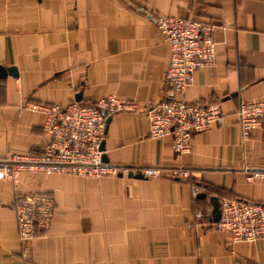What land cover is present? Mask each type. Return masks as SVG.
Listing matches in <instances>:
<instances>
[{"label": "crops", "instance_id": "0c3cea01", "mask_svg": "<svg viewBox=\"0 0 264 264\" xmlns=\"http://www.w3.org/2000/svg\"><path fill=\"white\" fill-rule=\"evenodd\" d=\"M201 17L214 24L216 61L193 73L184 98L220 103L221 119L192 135L176 159L170 136H148L143 109L163 88L168 45L156 25L134 11ZM0 159L40 154L45 117L29 102L64 105L114 95L137 104L111 115L103 138L107 163L189 168L192 179L21 172L0 179V264H264V237L231 241L200 208L241 197L264 203V174L246 180L244 166L264 170V130L242 140L237 108L264 98V0H0ZM194 180L199 183L193 195ZM53 196L46 235L26 251L19 242L16 193ZM199 194L203 196L199 197Z\"/></svg>", "mask_w": 264, "mask_h": 264}, {"label": "built area", "instance_id": "2783aa9c", "mask_svg": "<svg viewBox=\"0 0 264 264\" xmlns=\"http://www.w3.org/2000/svg\"><path fill=\"white\" fill-rule=\"evenodd\" d=\"M134 11L156 25L169 49L162 91L157 99L143 109L148 136H170L174 156L179 159L190 151L193 134L209 129L222 117L220 103L203 104L184 98L193 73L215 64L214 24L201 17L156 14L144 6H134ZM24 108L44 115L43 128L49 137L48 142L40 154L13 155L0 159V179L16 183L21 172L90 178L126 177L129 173H139L146 178L168 176L184 180L194 176L189 168L181 165L129 168L103 161L100 143L105 135L107 117L136 110L137 104L134 102L109 95L96 102L71 100L64 105L29 101ZM236 115L242 140H246L253 129L264 130V98L241 102ZM243 170L247 181L264 174L263 169H249L248 166H244ZM192 193H198L197 185H193ZM12 207L18 240L28 251L30 243L46 235L50 228L54 198L44 192L16 193ZM219 211L218 220L212 221L211 208H196L194 219L198 223L209 221L208 224L213 225L214 229L229 233L231 241L253 242L264 237V203L233 197L220 200Z\"/></svg>", "mask_w": 264, "mask_h": 264}, {"label": "water", "instance_id": "95a60500", "mask_svg": "<svg viewBox=\"0 0 264 264\" xmlns=\"http://www.w3.org/2000/svg\"><path fill=\"white\" fill-rule=\"evenodd\" d=\"M7 75H13L16 76V70L13 67L10 68H4L3 66H0V78H5ZM79 101V100H77ZM110 117H107L106 119V124L108 123ZM100 149L101 151H104V142L103 140L100 143ZM102 158L104 162H107V158L106 155L103 153L102 154ZM128 177H132V178H143V176L141 174H132L129 173L127 175ZM199 197L203 196V194H199ZM211 205H212V210H211V220L212 221H217L220 215V211H219V201L216 197H212L211 198Z\"/></svg>", "mask_w": 264, "mask_h": 264}, {"label": "trees", "instance_id": "16d2710c", "mask_svg": "<svg viewBox=\"0 0 264 264\" xmlns=\"http://www.w3.org/2000/svg\"><path fill=\"white\" fill-rule=\"evenodd\" d=\"M189 182L191 183V185H197V186L199 187V183H198V182H196V181H194V180H190ZM197 201H198V200L195 198V207H194V209H196V208H198V209H204V208H200V206H198ZM212 226H213V225H212Z\"/></svg>", "mask_w": 264, "mask_h": 264}]
</instances>
